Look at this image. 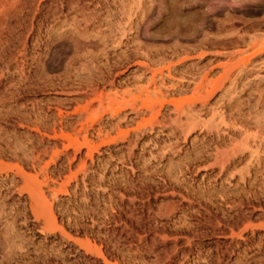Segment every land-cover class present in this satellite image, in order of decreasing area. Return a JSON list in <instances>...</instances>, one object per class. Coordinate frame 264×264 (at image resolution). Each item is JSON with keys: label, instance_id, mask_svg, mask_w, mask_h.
<instances>
[{"label": "rangeland", "instance_id": "obj_1", "mask_svg": "<svg viewBox=\"0 0 264 264\" xmlns=\"http://www.w3.org/2000/svg\"><path fill=\"white\" fill-rule=\"evenodd\" d=\"M9 2L0 148L19 153L0 154V183L14 180L5 207L18 216L0 264H264V11H244L247 0ZM240 127L259 154L223 168ZM23 150L47 151L25 176Z\"/></svg>", "mask_w": 264, "mask_h": 264}, {"label": "bare ground", "instance_id": "obj_2", "mask_svg": "<svg viewBox=\"0 0 264 264\" xmlns=\"http://www.w3.org/2000/svg\"><path fill=\"white\" fill-rule=\"evenodd\" d=\"M244 1H246V0H244ZM247 1L249 2V4L244 7V11L245 10L246 11H260V12L264 11V0H247ZM203 2L204 1H196L195 3H197L199 6V5L204 4ZM13 3L10 4L9 0H4V1L0 0V7L3 6V12L9 14L10 9H7V8L9 6H12ZM217 7L219 8L221 6H217ZM76 10H80V12L83 14L87 10V7L86 6H82L80 8L76 7ZM143 15H145V14H143ZM196 26L197 25H194V27H196ZM240 41H244V37H241L240 39L238 37L236 39H230L229 38L226 42L234 43V42H240ZM263 51H264V46H262L257 51H255V53L259 54ZM143 66H145L147 70H150L149 65H146V64H140L139 65L140 68ZM152 81L154 82V84H156L155 74L152 77ZM260 102H261V108L264 109V98L261 99ZM133 110L135 111V115H137V116L141 115L140 110H138L136 108H133ZM180 119H181V115L178 114L177 120H180ZM183 126L184 125L182 123L177 125V127H181V128ZM151 129H153V126L151 127ZM244 133H246V129L244 127L243 128L240 127L235 131V134L231 136L230 148L228 150H226L225 152L221 153V155H222L221 161L223 163V168H227L230 164L235 163L236 161H238L239 158L245 156L246 153L249 154V158L256 157L259 154L258 147L262 146V145H259L260 143L262 144V142H260L258 144L259 146L257 145L254 148V146L250 144L249 138H246V139L242 140L241 142L238 141V136L241 134H244ZM186 134H188V130H186ZM124 139H125V137L122 138V140H124ZM76 140L77 139L72 140L70 142V145L74 144ZM262 141H264V134L262 136ZM132 142H133V140H129L126 143L124 142L123 145H131ZM85 144L88 147V149L92 151V149H93L92 145L88 141H86ZM6 145H7L6 147L0 148V154L1 155H8L10 152L19 153L18 148L12 142L8 141ZM33 151H34V148H33ZM35 152H36L35 156L28 157L26 151L23 150L22 153L25 154L24 157H21V161L23 162V165L17 166V168H18L17 173L18 174L25 176L26 170L28 169V166H31L32 168L36 169L40 165L42 154L47 153V151H43L42 153L37 152V151H35ZM46 165H48V164H46ZM250 166H251V161L245 167L246 172H248V173L251 171ZM260 168H261V160H260V158H257V171H259ZM13 184H14V180H11V181L5 180L2 183H0V202H2V203H0V245H3V249L10 247L11 246V238L13 237L15 239V237H16V235L13 234L12 225H14L15 218L18 216V213H17L18 208L17 207L12 208L11 210L15 211L14 213H12V212H8L6 207H5V203H6L5 200L8 199L10 194L13 192V188H12ZM5 190H6V192H5ZM34 195H35V192L31 190V192H30L31 199L35 198ZM10 215H12V216L10 217ZM3 218H5V220H2ZM14 242H15V240H14ZM14 242H13V245H14ZM13 245H12V247H13ZM11 252H12V250H3L4 255H9Z\"/></svg>", "mask_w": 264, "mask_h": 264}]
</instances>
